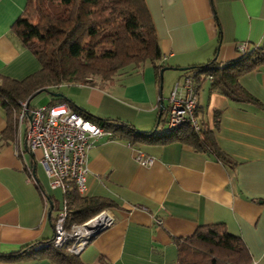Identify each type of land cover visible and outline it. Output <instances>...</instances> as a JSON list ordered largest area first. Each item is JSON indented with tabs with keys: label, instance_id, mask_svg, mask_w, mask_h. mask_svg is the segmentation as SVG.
Wrapping results in <instances>:
<instances>
[{
	"label": "crops",
	"instance_id": "crops-1",
	"mask_svg": "<svg viewBox=\"0 0 264 264\" xmlns=\"http://www.w3.org/2000/svg\"><path fill=\"white\" fill-rule=\"evenodd\" d=\"M25 2L0 0V75L16 80L40 68L10 31ZM145 3L161 50L162 75L174 77V83L182 80L183 68L237 59L238 43L246 42L249 50L264 44V0ZM162 75L146 62L120 70L107 85L63 84L59 87L66 89L51 91L61 94L51 95L63 97L61 103L118 124L114 133L109 129L110 136L93 139L87 151L84 193L113 201L105 210L114 223L77 256L84 264H176L175 238L191 235L199 225L221 222L242 239L250 264H264V65L239 77L259 105L232 101L212 90L206 77L197 84L198 113L218 148L234 162L230 166L210 152L163 142L156 134L135 136L133 130L165 129L168 97L165 101L163 95L169 96L173 85L166 93ZM15 114L13 137L4 144L0 140V264H58L35 254L43 247L10 259L2 256L52 239L64 205V191L50 186L39 151L26 147V123ZM6 124L0 107V134ZM137 154L151 157L152 163H138Z\"/></svg>",
	"mask_w": 264,
	"mask_h": 264
},
{
	"label": "trees",
	"instance_id": "trees-1",
	"mask_svg": "<svg viewBox=\"0 0 264 264\" xmlns=\"http://www.w3.org/2000/svg\"><path fill=\"white\" fill-rule=\"evenodd\" d=\"M10 31L36 57L40 68L21 80L0 75V107L5 111L7 122L0 134L2 144L13 137L14 113L19 109L20 100H27L30 104V100L43 89L54 90L63 84L107 85L127 65L140 67L148 62L157 73L163 67L159 63L161 50L145 0H26ZM236 50L239 57L224 65L210 60L183 73L194 74L195 90L198 82L210 74L212 90L235 102L259 105V101L240 84L239 77L264 65V44L250 50L246 47L243 51L236 46ZM62 100L63 97H52L49 104L61 103ZM70 108L113 133L118 127L109 119L94 117L73 106ZM197 116L199 131L188 126L170 132L140 133L132 130L137 137L156 134L162 137L163 142L178 141L194 150L210 152L216 159L233 165L234 162L218 148L213 132L198 110ZM63 191L66 228L115 205L110 199L80 193L71 181L66 182ZM174 242L177 246L176 264L251 262L242 239L227 231L221 222L199 225L191 235L175 238ZM37 243L41 242L30 243L2 256L5 259L17 257L34 249ZM42 243L45 244L44 249L34 251L37 256L47 257L58 264H84L79 256L65 247L53 246L51 238ZM100 264L107 263L100 260Z\"/></svg>",
	"mask_w": 264,
	"mask_h": 264
},
{
	"label": "built area",
	"instance_id": "built-area-1",
	"mask_svg": "<svg viewBox=\"0 0 264 264\" xmlns=\"http://www.w3.org/2000/svg\"><path fill=\"white\" fill-rule=\"evenodd\" d=\"M238 50L247 47L246 42L238 43ZM205 77L212 80L210 74ZM198 102L193 73L185 74L181 81L175 82L167 99L166 125L164 132L188 126L199 131L197 116ZM19 122L26 123L25 143L27 149L40 152L44 173L51 187L64 190L67 181L75 184L80 193L88 187L87 151L93 139L111 135V131L73 111L67 103L30 106L27 100L19 101L16 112ZM136 161L150 165L151 157L136 155ZM66 205L59 210L54 222V234L51 243L55 247H65L67 251L78 255L89 243L96 231L103 230L114 223L113 215L102 210L81 222L66 228ZM45 247L44 243L34 246Z\"/></svg>",
	"mask_w": 264,
	"mask_h": 264
},
{
	"label": "rangeland",
	"instance_id": "rangeland-1",
	"mask_svg": "<svg viewBox=\"0 0 264 264\" xmlns=\"http://www.w3.org/2000/svg\"><path fill=\"white\" fill-rule=\"evenodd\" d=\"M131 65H127V66H125L124 68L126 69V68H129ZM173 73H175V72H173ZM177 73V72H176ZM175 73V74H176ZM164 77V78H163ZM164 79V83H163V86H164V90L166 91V93L167 92H169V91H167V88H169V90L171 89V86L173 85V83H174V77H167V76H165V75H162V80ZM66 86L67 85H64V86H62V87H59V88H57V89H54L55 91L56 90H64V89H66ZM65 87V88H64ZM53 89H51L50 91H54ZM167 95L165 96V95H163V98H165V101H166V99H167ZM51 98H52V96H51V94L49 93V92H47V91H42V92H40V93H38L37 95H35L31 100H30V106H40V105H45V104H48V102L51 100ZM40 153V152H39ZM40 155L41 154H38V157H40ZM96 235V234H95ZM94 235V236H95ZM93 236V237H94ZM92 239V238H91Z\"/></svg>",
	"mask_w": 264,
	"mask_h": 264
},
{
	"label": "water",
	"instance_id": "water-1",
	"mask_svg": "<svg viewBox=\"0 0 264 264\" xmlns=\"http://www.w3.org/2000/svg\"><path fill=\"white\" fill-rule=\"evenodd\" d=\"M165 69V67L164 68H162L161 70H160V75H162V72H163V70ZM184 69H187V68H183V70ZM44 91H47V92H49L51 95H53V96H60L61 94L60 93H56V92H51V91H49L48 89H43ZM163 108H164V106L163 105H161L160 106V110H159V113H158V118L160 117V115H161V113H162V110H163ZM100 231H102V230H98V231H96V233L95 234H98Z\"/></svg>",
	"mask_w": 264,
	"mask_h": 264
}]
</instances>
